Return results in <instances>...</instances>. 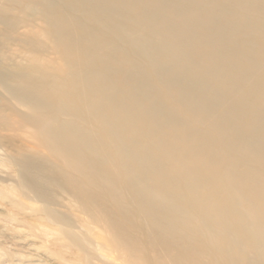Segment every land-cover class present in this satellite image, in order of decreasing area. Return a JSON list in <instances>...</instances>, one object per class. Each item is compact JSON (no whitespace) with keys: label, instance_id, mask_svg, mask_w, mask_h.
<instances>
[{"label":"bare ground","instance_id":"1","mask_svg":"<svg viewBox=\"0 0 264 264\" xmlns=\"http://www.w3.org/2000/svg\"><path fill=\"white\" fill-rule=\"evenodd\" d=\"M1 174L60 264H264V0H0Z\"/></svg>","mask_w":264,"mask_h":264},{"label":"rangeland","instance_id":"2","mask_svg":"<svg viewBox=\"0 0 264 264\" xmlns=\"http://www.w3.org/2000/svg\"><path fill=\"white\" fill-rule=\"evenodd\" d=\"M0 178L4 182L7 181L11 183V180L7 175L1 174ZM9 211L10 206H6L0 202V215L7 216ZM3 224L4 223L0 222L1 229L3 230V236L0 237V246H2L3 250L1 261L3 264H33L34 262V264H60L59 259L65 255L67 259L78 261L74 258L71 252H65V248H60L63 253H60L58 250L53 251V248L48 247V245L43 243L40 239H35L32 245H28L27 243L31 241L20 238L21 233L10 230V228L7 227H3ZM18 251L22 252V255L18 254Z\"/></svg>","mask_w":264,"mask_h":264}]
</instances>
